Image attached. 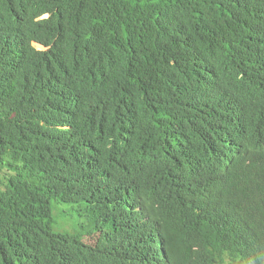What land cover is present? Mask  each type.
Segmentation results:
<instances>
[{
	"label": "trees",
	"instance_id": "trees-1",
	"mask_svg": "<svg viewBox=\"0 0 264 264\" xmlns=\"http://www.w3.org/2000/svg\"><path fill=\"white\" fill-rule=\"evenodd\" d=\"M0 170V264H264V0H0Z\"/></svg>",
	"mask_w": 264,
	"mask_h": 264
},
{
	"label": "rangeland",
	"instance_id": "rangeland-1",
	"mask_svg": "<svg viewBox=\"0 0 264 264\" xmlns=\"http://www.w3.org/2000/svg\"><path fill=\"white\" fill-rule=\"evenodd\" d=\"M6 176L5 170H0V182ZM53 217L56 233L76 235L90 219L86 205L54 204Z\"/></svg>",
	"mask_w": 264,
	"mask_h": 264
}]
</instances>
